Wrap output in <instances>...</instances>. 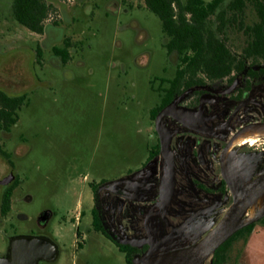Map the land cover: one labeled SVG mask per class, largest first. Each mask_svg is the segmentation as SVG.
I'll return each instance as SVG.
<instances>
[{
    "label": "rangeland",
    "instance_id": "rangeland-1",
    "mask_svg": "<svg viewBox=\"0 0 264 264\" xmlns=\"http://www.w3.org/2000/svg\"><path fill=\"white\" fill-rule=\"evenodd\" d=\"M47 1L55 11L45 24L52 19L60 23L63 12L68 17V23L61 24L63 37L72 44L65 63L54 60L50 49L51 44L61 47V41L48 42L44 34L18 24L11 13L12 0H0V88L27 93L9 138L5 139L8 134L0 138L18 178L10 198L12 212L29 218L16 223L20 229L31 227L43 208L55 212L51 232L68 251L55 264H125L123 253L95 233L82 251L74 252L75 227L58 223L81 212L90 226L92 184L127 181L147 161L157 143L150 111L159 97L152 86L174 71L164 47L168 39L143 0H114L119 6L116 11L108 8L111 0ZM257 21L247 9L245 24ZM223 37L231 51L240 52L241 32L229 28ZM252 120H264V108L248 112L246 121ZM7 165L0 157V176ZM101 195L117 199L106 190ZM227 207L225 202L217 204L213 214L191 222L184 236L193 242L213 225L208 233ZM122 222L123 231L130 233L128 220ZM259 225L253 230L258 237L247 243L242 236L234 238L226 252L228 264H237L240 256L243 264H263L264 253L257 254L258 246L264 245ZM179 245L173 243L163 252Z\"/></svg>",
    "mask_w": 264,
    "mask_h": 264
},
{
    "label": "flooded vegetation",
    "instance_id": "flooded-vegetation-1",
    "mask_svg": "<svg viewBox=\"0 0 264 264\" xmlns=\"http://www.w3.org/2000/svg\"><path fill=\"white\" fill-rule=\"evenodd\" d=\"M248 4L245 12L250 9L256 16L255 10ZM118 7L114 0L108 5L110 11H116ZM62 23H68L65 12L60 23L52 19L41 33L49 38L48 42H62L61 47L50 45L53 59L61 62L62 53L57 54L56 51L67 48L70 57L72 48L70 39L63 37ZM255 23L245 24V28ZM242 36V49L262 43L249 34L242 33ZM222 41L227 44L224 37ZM42 45H45L44 42ZM241 50L235 57L237 61H243L242 68L221 77L213 76L212 72L210 78L201 77L199 71L179 69L183 67L179 57L174 52H167L174 71L171 76L162 78L158 86H152L159 101L151 109L150 118L157 123L159 113L166 107L173 108L178 115L166 114L160 121L168 138L172 173L169 177V163L161 154L156 130V145L150 149L145 164L129 180L113 185L99 181L96 183L97 199L91 188L93 203L90 211L98 208L109 237L92 227V217L89 226L81 218V212L58 223L60 227H75L74 252L82 251L94 233L108 239L118 251V244L129 246L134 250L133 259L147 252H163L173 243H181L174 249L190 246L213 226L204 229L195 241L189 242L184 235L191 222L213 214L214 207L221 202L228 205L227 211L241 192L264 175V138L253 145L235 143L245 127L264 124V120L246 121L248 112L264 108V84H260L264 82V45L253 49L251 54H243ZM36 53L41 56L39 50ZM177 75L179 81L175 85ZM9 133L10 129L1 128L0 138L8 134L5 138L8 139ZM7 163V170L0 176V264H55L61 255L68 252L65 244L51 232L55 212L43 208L32 219L31 227H17L18 221H28L29 218L12 212L10 198L18 187V178L13 166L9 161ZM251 166L255 167L252 172ZM161 185L164 186L160 188ZM105 190L117 199L101 195ZM119 199L128 203L122 204ZM262 210L257 223L264 218V206ZM13 219L17 220L12 222ZM124 219L128 220V234L123 231ZM21 236L25 238L18 239ZM127 239L133 240L134 245L122 242ZM212 255L208 258L209 264H213ZM223 264H228L227 260ZM237 264H241L240 258Z\"/></svg>",
    "mask_w": 264,
    "mask_h": 264
},
{
    "label": "trees",
    "instance_id": "trees-1",
    "mask_svg": "<svg viewBox=\"0 0 264 264\" xmlns=\"http://www.w3.org/2000/svg\"><path fill=\"white\" fill-rule=\"evenodd\" d=\"M145 7L158 17L161 30L168 41L164 43L167 52H174L180 59L181 70L199 71L201 77H221L234 69L242 68V60L235 57L237 52L222 41L225 31L231 28L244 35L260 39L264 45V0H143ZM249 6L255 10L258 21L254 26L245 28V9ZM55 11V7L47 0H12L11 13L14 20L29 31L41 34L45 21ZM213 21V22H212ZM213 24V26H212ZM256 43L253 47L243 48L241 53L251 54L253 49L262 47ZM67 49V48H66ZM65 48L62 51V62L69 60ZM179 77L176 76L178 85ZM27 103V93H8L0 88V129H10L18 120L17 112ZM0 155L9 161V153L0 147ZM97 185L92 184L95 199ZM92 227L109 237L102 224V218L97 207L91 210ZM264 225V218L258 221ZM257 222L253 221L237 230L230 238L221 244L212 255L213 264H223L227 260L226 252L237 236H242L245 242ZM123 253L125 264H132L134 250L129 246L118 244Z\"/></svg>",
    "mask_w": 264,
    "mask_h": 264
},
{
    "label": "water",
    "instance_id": "water-1",
    "mask_svg": "<svg viewBox=\"0 0 264 264\" xmlns=\"http://www.w3.org/2000/svg\"><path fill=\"white\" fill-rule=\"evenodd\" d=\"M264 30V27H263ZM175 110L173 108H164L157 117L156 130L159 134L160 139V150L162 156L169 163V177L172 173L170 155L168 148L167 134L163 131L160 126V121L166 114H173ZM178 116L177 113H174ZM115 183L109 184L113 185ZM264 188V175L257 178L252 182L250 187L241 192L238 197L232 202L223 217L217 222V224L210 230L204 237L200 238L197 242L190 246L177 249V253L169 261L162 264H201L205 262L213 252L223 244L228 238H230L237 230L241 229L250 222L256 221L260 214L256 215L254 219L248 222L242 221V214L247 208L251 198L254 194ZM29 197H27L28 199ZM25 238L24 236L18 239ZM123 243H130L134 245V241L131 239L123 240ZM29 243V242H26ZM56 254V253H55ZM157 253L147 252L139 257L132 259V264L138 262H144L148 258L152 257ZM56 255L52 258L54 260Z\"/></svg>",
    "mask_w": 264,
    "mask_h": 264
},
{
    "label": "bare ground",
    "instance_id": "bare-ground-1",
    "mask_svg": "<svg viewBox=\"0 0 264 264\" xmlns=\"http://www.w3.org/2000/svg\"><path fill=\"white\" fill-rule=\"evenodd\" d=\"M264 138V124H254L247 126L243 129L240 135L235 140L236 144H249L253 145L258 140ZM234 143V142H233ZM264 206V188L258 191L250 200L249 205L244 214V222L251 221L259 214ZM263 211V210H262ZM261 213V212H260ZM177 253V249L167 252L157 253L148 258L144 262L137 264H162L169 261Z\"/></svg>",
    "mask_w": 264,
    "mask_h": 264
},
{
    "label": "crops",
    "instance_id": "crops-1",
    "mask_svg": "<svg viewBox=\"0 0 264 264\" xmlns=\"http://www.w3.org/2000/svg\"><path fill=\"white\" fill-rule=\"evenodd\" d=\"M259 229H260V231L262 232H264V226H262V225H259V227H258ZM253 230H254V228H253ZM251 231V233L249 234V236H248V238H247V240H246V243L248 242V240H250V238L252 239V238H254V237H258V235L254 232V231ZM245 243V244H246ZM262 254L263 255V253H264V245H260V246H258V248H257V254ZM262 258H263V256H262ZM240 262H241V264H243V262H242V256H240ZM263 264H264V258H263V262H262Z\"/></svg>",
    "mask_w": 264,
    "mask_h": 264
}]
</instances>
